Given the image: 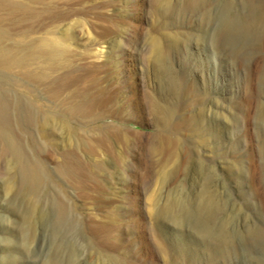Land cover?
Instances as JSON below:
<instances>
[{
  "label": "rangeland",
  "instance_id": "1",
  "mask_svg": "<svg viewBox=\"0 0 264 264\" xmlns=\"http://www.w3.org/2000/svg\"><path fill=\"white\" fill-rule=\"evenodd\" d=\"M181 1L46 0L53 15L35 29L24 22L26 14L12 19L0 13V28L10 33L5 44L48 39L66 49L54 73L81 70L87 84L93 78L98 89L119 90L101 110L107 117L66 118L65 94L53 99L47 90L59 89L56 83L0 71L2 91L14 97L13 89H38L51 119L43 129L12 120L18 147L47 176L30 199L17 193L18 176L0 145V264H264V238L250 233L264 231V50L252 36L260 15L246 0H232L249 26L237 88L230 92L228 51L214 46L218 22L178 11ZM212 2L217 17L220 1ZM105 28L111 33L102 36ZM215 61L223 64L219 72ZM169 72L181 79L183 93L175 92ZM175 111L185 117L200 112L207 140H192L185 125L175 129ZM10 112L14 116L15 109ZM113 126L129 136L127 153L112 139ZM28 133L38 135V151ZM158 135L172 140L171 150L155 151ZM71 144L78 145L100 190L85 193L60 172ZM140 174H147L145 182L137 180ZM168 204L175 220L157 212Z\"/></svg>",
  "mask_w": 264,
  "mask_h": 264
},
{
  "label": "bare ground",
  "instance_id": "2",
  "mask_svg": "<svg viewBox=\"0 0 264 264\" xmlns=\"http://www.w3.org/2000/svg\"><path fill=\"white\" fill-rule=\"evenodd\" d=\"M33 1L39 4V6H30L22 0H0V13L7 12L8 18L12 19L18 16V12H20L22 16L26 14V19L28 21L24 22L28 23L27 26L32 24L31 27L33 29L41 27L45 25L46 19L53 14L50 11V7L47 6L46 0ZM218 1H220V3L218 2L220 10L217 14V17L212 15V0H182L176 9L178 11L188 10L198 13L203 19H205V21L211 24L213 21L218 22V25L214 31V46L216 48L219 45L223 46V48L228 51L227 67L230 70L228 71V74L230 73L231 75H234V78L233 80L225 82V84L231 85L230 92L233 90L235 92V89L237 88L235 83H238L239 81H236V75L239 70L238 66L240 64L239 61H241L243 55L247 53V46H244V43L248 37L246 31L249 25L247 23L248 21L246 23L241 22V16L238 10L235 8V4L232 0ZM246 2L252 12H259L260 18L257 19H260V21L252 36L254 41H257L259 44V48L264 50V0H246ZM157 3L162 5L164 4L165 7L170 6L167 1L163 3L161 1L160 3L157 1ZM29 29L30 28H27V30ZM110 33L111 29L105 28L102 31V36H107ZM6 36H10L9 31L7 29L0 28V71L10 75H20L26 79H32L38 84H41L43 81H48V79L56 83L59 89L47 90H49L50 97L53 99L59 98V96L65 94L64 106L66 107V118H69L73 115H79L83 118H92L96 116L107 117V115H109L101 110L102 108H106L108 102L117 95L119 91L118 89H116L118 90L116 94H114V89H98L96 81L89 77L88 78L91 80V84H87L84 81L87 78V74L86 72H81V70L75 74H71L70 71L66 69H64L62 73H54L57 61L56 59L66 52V49L63 46L54 42H50L45 38L35 41L29 40L25 42V44L14 43V45H7L4 43V38ZM220 53L221 55L223 54L222 52ZM162 54L158 53L155 59L160 68H162ZM217 55L219 57V53H217ZM213 63H216V69L219 72L223 67V64L219 61H215ZM254 63H256V60L255 62L252 61V64ZM169 75L175 81V92L178 94L183 93L184 89H181V79L177 75H173L171 72H169ZM261 76L264 78V71L262 72ZM14 84L18 87L22 86V84L19 82ZM63 87H66V89H63ZM68 87H72V89H68ZM13 90L15 92V96L11 97V90L2 91L0 89V145L4 147L2 150L9 154L14 175L16 174L18 176L17 180L20 186L17 188L19 189L17 193L24 192L27 198L30 199L31 196L36 193L40 186H42V184L46 181L47 176L45 173H43L42 164L33 162V160L27 158L23 151L18 147V138L16 136L14 127H12V120L13 118L18 117L20 122L35 126L36 129H43L49 125L51 119L42 110L43 102L40 99L41 97L37 96L35 93L38 92V89ZM233 93L231 97L236 96V94ZM247 98L256 102L254 100V95L251 93L248 94ZM11 107L15 109L14 116L10 112ZM175 114L177 117L175 129L181 128L182 125H185L188 130H191L190 134L193 137L192 140L200 143H203L207 140V138H204L203 135L206 132L208 133L209 129L206 126H202L203 123L199 117L201 114L200 112L196 117H185V115L179 111H175ZM113 128L114 129L111 134L112 139L122 146L124 153H127L131 147L129 136L123 131L121 127L113 126ZM43 133L44 132H41L40 135ZM27 137L31 149L38 151L41 146L38 135L28 133ZM157 138L158 146L155 148V151L163 152L171 150V139H168L162 135H158ZM69 139L70 137H67V141H69ZM176 140L177 139L175 138V146L177 144ZM100 142L102 146H105L107 151L111 152L109 140L102 138L100 139ZM92 144L93 145L88 146V152L93 154L97 152V148L95 147V142ZM141 146L142 145L138 144L136 145V148L140 150L142 148ZM117 157V159L122 160L121 156ZM59 167L60 172L68 180L72 179L73 177L76 179V185L84 190L83 192L89 194L91 191H97L101 189V186L95 180V173L89 169L90 166L88 167L86 161L81 158L78 145L71 144L64 149ZM145 172H148L147 169ZM145 175L147 174H140L138 177L136 176L137 180L143 182ZM31 206L32 202L29 201L28 208H31ZM172 206V204H168L163 209L160 208L161 210L159 209L157 212H166L170 215ZM172 214L173 213H171V215ZM171 215V220H175L174 215L173 217ZM29 216L30 213L27 210V220H29ZM250 233L264 238V231L259 229L253 228ZM153 244L156 245L157 242L154 241Z\"/></svg>",
  "mask_w": 264,
  "mask_h": 264
}]
</instances>
